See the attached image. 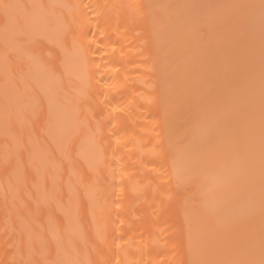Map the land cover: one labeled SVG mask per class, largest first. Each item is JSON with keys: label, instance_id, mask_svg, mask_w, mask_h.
<instances>
[{"label": "bare ground", "instance_id": "bare-ground-1", "mask_svg": "<svg viewBox=\"0 0 264 264\" xmlns=\"http://www.w3.org/2000/svg\"><path fill=\"white\" fill-rule=\"evenodd\" d=\"M11 2L50 6L45 25L56 39L30 46L58 71L44 87L26 86L9 121L0 59V264L56 259L57 240L81 264H187L189 223L193 242L210 253L259 234V174L251 179L243 158L253 114L259 125L261 38L258 19L236 23L250 15L238 6L259 0ZM73 49L88 53L84 94L61 65ZM65 93L68 113L54 118L80 126L69 141L45 127L47 96ZM222 104L226 127L194 134L185 159L199 161L197 181L178 187L166 133L195 129L203 109ZM225 175L233 184L217 210L194 217L197 184ZM93 183L95 198L84 187ZM42 191L47 199H38ZM249 199L252 218L239 211Z\"/></svg>", "mask_w": 264, "mask_h": 264}, {"label": "snow or ice", "instance_id": "snow-or-ice-1", "mask_svg": "<svg viewBox=\"0 0 264 264\" xmlns=\"http://www.w3.org/2000/svg\"><path fill=\"white\" fill-rule=\"evenodd\" d=\"M238 7L250 10V15L247 18H238L236 23H247L248 26H252L258 19L261 38L259 125L257 128L253 114L246 132L247 148L243 158L244 171L251 179L255 180L258 170L261 228L258 235L253 233L238 250L210 253L193 242L194 227L192 223H189V259L187 264H264V0ZM49 8L50 6L39 3L24 4L11 2V0H0V22H2L0 26H2L3 39L0 59L3 62V99L6 120H11L14 105L26 97V86L30 82L35 81L44 87L56 79L58 69L46 63L36 53L35 48L30 46L40 44L43 41L52 42L56 39L49 34L45 25ZM61 65L64 72L75 77L74 83L78 82L79 85L83 86L79 88V91L84 94V89L88 86V53L83 49L66 50L61 59ZM30 102L33 105H42L43 103L36 95L30 97ZM252 103L253 105L255 103L254 91ZM70 104L71 96L69 93H65L62 97L51 94L47 96V122L45 125L47 133L64 141H69L72 136L81 131L80 126L73 124L70 118L63 121L54 118L56 111L60 109H63L67 115ZM177 108L178 103L174 102L173 109L176 110ZM74 111L75 109H73ZM227 112L228 105L226 104L206 107L202 110L195 129L175 130L166 133L168 136L167 155L171 160L172 175L175 177L178 187L197 181L199 161L185 159V153L191 147L194 134L199 132L212 135L225 128ZM232 184L233 178L228 175L198 183L196 193L199 194L201 202L192 208V215L199 218L215 212L222 195L230 192ZM84 187L93 198L101 191L94 183L85 184ZM48 195L47 192L42 191L39 193L38 199H47ZM255 210V201L251 199L239 207V211L249 218L254 217ZM66 220L71 226L73 223L72 216H66ZM29 243L31 244V242ZM54 251L56 259L49 260L45 256L42 261L29 259L21 261L20 264H81L72 253L67 251V246L62 244L60 240L56 241Z\"/></svg>", "mask_w": 264, "mask_h": 264}]
</instances>
